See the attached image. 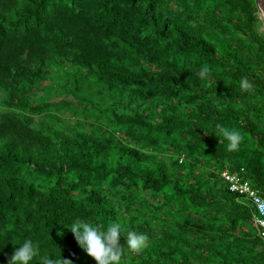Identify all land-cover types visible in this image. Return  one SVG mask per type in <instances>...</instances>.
Returning a JSON list of instances; mask_svg holds the SVG:
<instances>
[{
    "label": "trees",
    "instance_id": "trees-1",
    "mask_svg": "<svg viewBox=\"0 0 264 264\" xmlns=\"http://www.w3.org/2000/svg\"><path fill=\"white\" fill-rule=\"evenodd\" d=\"M261 23L256 0H0V254L95 264L81 218L148 236L120 264H264L221 179L264 195Z\"/></svg>",
    "mask_w": 264,
    "mask_h": 264
},
{
    "label": "clouds",
    "instance_id": "clouds-1",
    "mask_svg": "<svg viewBox=\"0 0 264 264\" xmlns=\"http://www.w3.org/2000/svg\"><path fill=\"white\" fill-rule=\"evenodd\" d=\"M11 25L14 24L11 23ZM198 76L202 80H210L211 72L208 68L202 67L199 69ZM240 86L242 89H248L250 87L249 81L243 78L240 81ZM216 129L219 135L227 141L229 151L238 150L242 138L238 130L226 128L219 124L216 125ZM211 133L216 137L215 132ZM61 227L72 233L76 244L95 261V264H120L122 252L125 249L131 253H140L148 241L146 234L134 230L128 231L118 220H109L103 229L99 225L89 223L87 219L81 218L75 219L67 227ZM120 238L124 239L123 245L120 243ZM5 243L0 247V250L4 248ZM39 255H41L39 247L30 239H25L23 243L14 247L9 259L7 254H0V264H32L34 258ZM42 264H70V261L61 260L60 256L57 260L49 254H44Z\"/></svg>",
    "mask_w": 264,
    "mask_h": 264
},
{
    "label": "built area",
    "instance_id": "built-area-1",
    "mask_svg": "<svg viewBox=\"0 0 264 264\" xmlns=\"http://www.w3.org/2000/svg\"><path fill=\"white\" fill-rule=\"evenodd\" d=\"M221 177L227 184L230 193L242 197L255 210L252 220L253 226L256 227L259 236L264 239V195L259 194L256 189L238 175L224 172Z\"/></svg>",
    "mask_w": 264,
    "mask_h": 264
},
{
    "label": "water",
    "instance_id": "water-1",
    "mask_svg": "<svg viewBox=\"0 0 264 264\" xmlns=\"http://www.w3.org/2000/svg\"><path fill=\"white\" fill-rule=\"evenodd\" d=\"M257 2V7L261 16V20H262V29L264 32V0H256Z\"/></svg>",
    "mask_w": 264,
    "mask_h": 264
},
{
    "label": "crops",
    "instance_id": "crops-1",
    "mask_svg": "<svg viewBox=\"0 0 264 264\" xmlns=\"http://www.w3.org/2000/svg\"><path fill=\"white\" fill-rule=\"evenodd\" d=\"M224 172H228V173H230L229 171H224ZM224 172H223V173H224ZM231 174H232V173H231ZM233 175H236V174H233ZM221 179H222V177H221ZM222 180H223V179H222ZM242 180H243V179H242ZM243 181H244V180H243ZM223 182H224V180H223ZM224 183H225V182H224ZM225 185H226V187H228L226 183H225Z\"/></svg>",
    "mask_w": 264,
    "mask_h": 264
},
{
    "label": "rangeland",
    "instance_id": "rangeland-1",
    "mask_svg": "<svg viewBox=\"0 0 264 264\" xmlns=\"http://www.w3.org/2000/svg\"><path fill=\"white\" fill-rule=\"evenodd\" d=\"M261 24H262V23H261ZM242 201H243L244 203H247L244 199H242ZM248 206L251 207L250 203L248 204ZM251 208H252V207H251Z\"/></svg>",
    "mask_w": 264,
    "mask_h": 264
}]
</instances>
